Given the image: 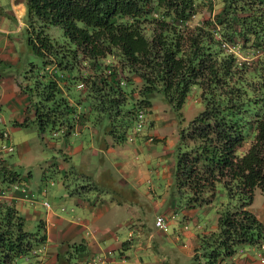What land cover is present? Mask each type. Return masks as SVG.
Masks as SVG:
<instances>
[{"label": "trees", "instance_id": "1", "mask_svg": "<svg viewBox=\"0 0 264 264\" xmlns=\"http://www.w3.org/2000/svg\"><path fill=\"white\" fill-rule=\"evenodd\" d=\"M206 1L25 0L28 42L43 67L32 68L27 83L17 81L32 115L15 123L68 133L88 120L120 143L158 92L180 115L198 85L204 107L179 129L168 196L198 208L222 185L226 201L215 208L216 226L199 234L196 247L207 264H217L245 243L264 242V222L248 207L256 187L264 193V0H220L219 12L193 22ZM49 25L59 26L61 37L51 36ZM17 175L2 154L0 185ZM25 221L16 204L0 200V264L36 256L45 243L44 221L35 231ZM85 249L84 241L67 243L56 264H75Z\"/></svg>", "mask_w": 264, "mask_h": 264}, {"label": "crops", "instance_id": "2", "mask_svg": "<svg viewBox=\"0 0 264 264\" xmlns=\"http://www.w3.org/2000/svg\"><path fill=\"white\" fill-rule=\"evenodd\" d=\"M21 16H26L25 0H0L1 31L7 32L13 29L12 26L5 25L6 20L23 24ZM8 46L9 40L6 37L0 46V61L17 60L7 49ZM3 105L11 110V120L14 125H17L16 121H22L26 115H32V112L26 113V108L30 105L28 94L21 91L18 85L16 86L13 74H5L1 71L0 109ZM0 121L3 122L4 119L0 117ZM85 132V139L89 141L86 146L80 139L76 145L64 147L65 149L57 148V150L67 157H71L74 153L79 154L83 160L89 162L91 156L103 151H110L116 155H130L131 151L142 152L143 147H140V143L141 141L146 143L141 136L138 139L139 143L130 148L125 144V140L115 143L110 134L100 133L88 120L78 121L73 129L66 133V137L71 133L78 136ZM9 139L14 145L10 133ZM0 140H2L1 134ZM51 147L56 149L57 146L53 144ZM147 152L150 151L147 149ZM85 170L88 171V169ZM84 173L85 175H80L82 179L86 177V181L82 183L67 184V177H63L64 189L54 194L55 198L51 202L44 198L48 205H45L43 200L41 204L44 208L41 209L34 205L38 199L32 197L33 190L29 187V175L23 174L19 177V184L23 185V190L10 188L6 191V201L16 204L20 212L24 214L25 220L29 218L37 224L41 219L45 223L46 241L38 247V255L22 257L23 262L18 264H56L58 254L63 251L67 243L80 241L85 242L86 249L76 254L75 264H207L196 247L199 234L207 233L216 226L215 218L208 217L211 203L198 208L177 205L174 200L169 199L167 194L162 195L155 201L156 211L152 212L149 221H145L131 209L123 210L125 203L122 197L110 193L108 199V196L103 193L105 190L95 184L89 173ZM121 173L122 176L114 179L123 186L128 184V189L124 191H129L130 196L135 197L139 190L135 181L129 177L131 171L122 170ZM155 174V177L159 179L167 175L169 186L171 171L164 174V171L158 170ZM107 177L114 176L108 173ZM10 186L11 184L2 187ZM94 190H97V193ZM259 195L260 198L256 201L254 191L253 199L248 207L264 222V194ZM61 201L64 202L61 203ZM158 214L165 215L166 230L154 224ZM196 252L199 254L197 260L193 258ZM217 264H264V246L244 244L236 253L221 258Z\"/></svg>", "mask_w": 264, "mask_h": 264}, {"label": "rangeland", "instance_id": "3", "mask_svg": "<svg viewBox=\"0 0 264 264\" xmlns=\"http://www.w3.org/2000/svg\"><path fill=\"white\" fill-rule=\"evenodd\" d=\"M210 2L212 5L209 9L207 4ZM220 10V0H207L206 5L200 4L198 6V12L193 16L192 20L196 22L197 20L212 16ZM21 17L23 21H26V16ZM5 25L12 26L13 29L7 32L0 30V46H2L4 39L7 37L9 40L7 49L11 51L12 55L15 56L17 60L4 64L0 63V72L3 71L5 74H13L17 86V80L27 83L28 80L25 78L26 75L29 74V71L32 68H42L43 63L42 58L32 50L28 42L26 25L24 23L20 24L17 21L10 22L9 20H6ZM46 31L55 38L61 37L62 34L61 28L54 25H49ZM226 47L230 50H234L241 58L246 57L236 45L226 44ZM112 58L113 60H111V57L107 59L110 65L116 63L115 57L112 56ZM46 70L53 71L54 67L49 66ZM67 83L66 80H63L61 84L64 85ZM76 87L77 89L82 88L83 83H77ZM75 94L76 93L71 92L69 95V98L72 99L73 102L75 100ZM160 95H162L160 92L155 95L152 100V105L149 108L139 109L136 112L133 129L126 135L127 139L125 140V144L128 148L139 143V136H141V138L143 137L146 143L142 141L140 143V147H143L142 152L136 153L131 151L130 155H116L110 151H103V153L100 152L99 154L91 156L89 162L83 160L81 155H75V153L71 154V157H67L64 153L58 151L57 148L65 149L67 146L76 145L80 142V139L86 146L89 143L88 139H85L86 132L81 135L79 134V137L74 136L72 133V135L69 134L66 137L67 134L61 130L52 131L50 129H45L43 132H40L34 122H30L24 127L21 125L17 126L14 125L11 120V110L6 105H3L0 109V117H2L4 121H0V130L7 129L9 131L14 141V150L10 152H0V156L3 154L13 167V170L18 173L17 182L20 181L19 177H22L23 174L29 175V187L33 190L32 197L36 200L38 199V202H34V205L39 209L44 208L41 204L44 198L51 202L55 198L54 194L64 189L62 182L63 177H67V184L82 183V181H86V177L82 179L80 175H85L84 172H86L87 174L89 173L95 184L105 190L103 193L108 196V199L111 195L110 193L122 197L125 203L123 210L131 209L134 214L146 221L152 217V212L156 211L155 201L162 195H168L170 192L171 182L168 186L167 175L165 178L159 179V177H155V173L158 170L164 171V174L171 171L169 177L172 181L174 173L173 160L175 159V153L172 149L178 138L179 129L185 126L188 121L204 107V102L200 98V87L198 85H195L189 92L180 110V115L176 114V112L161 99ZM33 99H35V97ZM80 107L81 106L78 105V109H80ZM140 112L141 116H139ZM76 138H78L79 141ZM1 142L2 140H0V143ZM53 144H55V147L57 146L56 149L51 147ZM147 149L150 151L149 153ZM124 151L126 150L124 149ZM147 158L150 160L147 161ZM50 160L54 162L50 163ZM85 169H88L89 172ZM122 170L131 171L129 177L135 181L137 184L136 187L139 190L135 197H131L129 191H124L128 189V184L123 186L120 182L115 180L117 177L123 175L121 173ZM108 173L114 177L108 178ZM133 176L136 177L134 178ZM88 179L91 180L89 177ZM22 188L23 185L20 186L19 190ZM108 188L110 190H108ZM94 191L97 193V190ZM223 192L224 189L222 185H218V191L211 202L208 217L212 216L214 218L215 208L225 199V194ZM255 194V197H257L256 201H258L260 198L259 194L264 193L256 187ZM166 198L168 199V196ZM174 198L179 200V197ZM169 199L171 198L169 197ZM63 202L64 201H61V203ZM30 210H32V208H30ZM25 215H27V211H25ZM25 227L29 231H35L37 229V224L35 221H31L28 218L25 222ZM245 245L247 244L245 243ZM19 262H23L22 257L18 258L16 264Z\"/></svg>", "mask_w": 264, "mask_h": 264}, {"label": "built area", "instance_id": "4", "mask_svg": "<svg viewBox=\"0 0 264 264\" xmlns=\"http://www.w3.org/2000/svg\"><path fill=\"white\" fill-rule=\"evenodd\" d=\"M139 116H141V112L139 113ZM1 134H2V142L0 143V152H10V151H13L14 150V145H13V143L9 139V132H8V130H6V129L2 130V133ZM20 186L21 185L17 181L14 182V183H12L11 186L8 187V188H5V187L0 186V200H6L5 199V196H6V191L8 189H10V188L11 189H13V188L14 189H19ZM24 195H26V193ZM29 197L30 196H28V198ZM43 203L45 205H48V202L46 200H44ZM154 224L157 227H159V228H161L163 230H166L167 229L166 218H165V216L163 214L156 215L155 220H154ZM260 246H264V242H262L260 244Z\"/></svg>", "mask_w": 264, "mask_h": 264}]
</instances>
